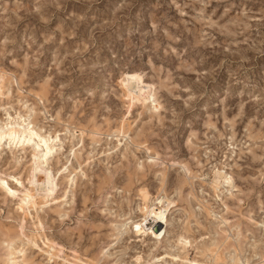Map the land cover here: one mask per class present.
<instances>
[{"label":"rangeland","instance_id":"obj_1","mask_svg":"<svg viewBox=\"0 0 264 264\" xmlns=\"http://www.w3.org/2000/svg\"><path fill=\"white\" fill-rule=\"evenodd\" d=\"M0 70V130L36 129L0 142V264H264V0H0ZM132 73L144 106H128ZM37 133L55 188L25 217ZM215 168L234 199L214 195Z\"/></svg>","mask_w":264,"mask_h":264},{"label":"bare ground","instance_id":"obj_2","mask_svg":"<svg viewBox=\"0 0 264 264\" xmlns=\"http://www.w3.org/2000/svg\"><path fill=\"white\" fill-rule=\"evenodd\" d=\"M4 80H5V74L3 71L0 70V95H2V90L4 88V82H5ZM141 81H142V79H141V76L139 74L132 73V74H128L121 82L122 83L121 85L124 87L123 88L124 93H125L124 95H125V97L128 98V103H129L128 106L129 107L134 105V103H140L142 106H144L145 104L149 103V101L152 97V87L151 86L147 85L146 87H144V89H140L138 87V84L141 83ZM157 106L158 105H156L155 108H157ZM35 130L36 129H34L32 127L31 129H27V130L23 131V130H19V129L15 128L14 126L13 127H7V125H5V129H3V127H1V130H0V142H2L3 140H6L8 142L18 141V143H30L34 139V136H35L34 132H36ZM79 131L81 132V130H79ZM36 135H37L39 140L34 141V146L40 150L37 151L35 149L32 153V155H33V158H32L33 159V165L32 166H34V167H32L33 168L32 172L29 175L30 179H31L29 182H31V185H33V187L36 186L34 188V191L36 192V195L39 196V201L36 200L37 197L33 194L34 192L32 189H25L23 192V195H22L23 197L21 199H19L20 203L18 205L20 211H22L21 213H23L24 216H25V208L26 207L31 206V207L35 208L38 204H42V203L47 202L49 200V198L52 197L51 195L53 194L54 188H55L54 176H52L51 172L45 167L47 161L49 160V156L53 153V150H54L53 145L49 144L50 140L53 141V137L50 138L49 135L46 136V135H41L38 133ZM124 135H126V133L122 130V131L116 132L114 137H116V138H118L119 136L125 137ZM119 142H120V140H119ZM136 148H138V147L136 146ZM148 159L153 160V158H151V157ZM197 165L201 166V163L199 162V160H197ZM187 167H189V166H187ZM187 167L185 165H182V167L180 168L182 170V174H183L182 181L180 182L181 187L184 185V182L189 184L188 185L189 187L192 186L193 180L198 178V177H195L194 175H192L191 171ZM162 173H164V172L162 171ZM69 177H71V176H69ZM198 180H200V179H198ZM0 182L2 183V181H0ZM69 184H70V182H69ZM209 186L211 187L212 191L214 192V195L217 194V197H220V195L222 194V195H224V198L226 200H227V198H231V199L235 198L234 192L236 191L237 186L234 183L233 177L230 174H228L227 172H225L224 170H221L220 168L213 169L212 178L210 180ZM7 190L10 193L16 192L15 190H12L9 186H7ZM161 190H163V189L161 188ZM65 193H66V191H65ZM140 194H141L143 203H145L144 204L145 205L144 212L148 213L150 210V208H149L150 204L149 203H151V205H152L153 200L152 201L150 200V196L146 190H140ZM215 198H216V196H215ZM221 202L224 203L223 198L221 199ZM153 203L154 204L156 203V205L159 206L160 211H163V213H166V211L170 207L171 201L167 197L164 196V197L156 198L153 201ZM201 203H202V201H201ZM203 208H204L206 215L208 217H210V219L212 217H214L216 220H218L216 227L217 228H223L224 227L223 234L227 235L225 228L229 224V221H227L222 216L218 217L217 214L215 213V211H213L209 205H204ZM225 210L226 211L229 210V207L226 205H225ZM128 225H129V222H127V220H124L119 225L120 230L118 231L117 235L120 236L124 232H126ZM263 228H264V226H263ZM179 243L183 249H185L186 246L190 244L189 241L187 242V240H183V239H179ZM214 246H215L214 244H211V248H208V251L212 254L213 258L215 257L214 260L218 261V260H220V257H222V254L217 252V249H216V252H212L214 250ZM13 253H10L8 256H6L7 259L5 261V264H24V262H19L17 260L18 258L14 257L15 254H13ZM102 253H103L102 254V256H103L105 252L103 251ZM48 255L50 257L49 258L50 261H51V259H53L55 257V254H48ZM165 257L166 256H164V258ZM174 258H170V259L173 260ZM159 259H161V258H159ZM159 259H156L157 261L155 260V262H158ZM135 260L137 261L136 264L141 263V262L138 263L139 261H141V257H137ZM173 261H175V260H173ZM192 264H206V263H198L196 261H193Z\"/></svg>","mask_w":264,"mask_h":264},{"label":"snow or ice","instance_id":"obj_3","mask_svg":"<svg viewBox=\"0 0 264 264\" xmlns=\"http://www.w3.org/2000/svg\"><path fill=\"white\" fill-rule=\"evenodd\" d=\"M10 194L14 195V193H10Z\"/></svg>","mask_w":264,"mask_h":264}]
</instances>
